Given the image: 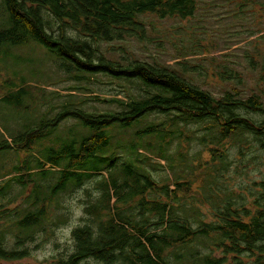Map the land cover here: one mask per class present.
I'll list each match as a JSON object with an SVG mask.
<instances>
[{
  "label": "trees",
  "instance_id": "obj_1",
  "mask_svg": "<svg viewBox=\"0 0 264 264\" xmlns=\"http://www.w3.org/2000/svg\"><path fill=\"white\" fill-rule=\"evenodd\" d=\"M198 1L0 0V12L4 14L0 45L34 40L53 53L59 60V67L76 80L102 74L123 81L125 98L115 96L105 100L115 103L118 109L97 113L66 109V114L79 119L89 130L82 131L75 151L71 145L64 146L62 163L54 156L38 161L37 169L44 175L58 172V184L51 189V195L66 189L68 180L72 187H79L111 164L105 163L102 151L108 143L107 126L112 123L128 126L149 114H166L167 118L138 127L135 131L138 137L157 133L167 124L205 123L208 139L217 145L230 136L250 134L252 140L264 148V105L256 94L240 96L237 85L242 82L241 71L220 65L219 78L232 83L221 94L214 95L191 79L197 64L179 58L185 55L183 52L176 57L181 60L171 66L137 58L122 63L100 48V43L126 38L143 43L149 39L153 26L141 17L184 20L194 15ZM190 54L196 52L191 50ZM248 66L251 70L255 68L251 58ZM260 72L263 73L259 79L264 81V57ZM252 113H259L261 119L253 120ZM42 135V129L32 128L10 141L4 140L1 145L31 149L33 140ZM206 138L201 136L199 140L202 143ZM137 149L141 148L130 146L128 158L135 152L140 153ZM216 156L223 159L219 152ZM149 157L146 155L142 160L144 167L138 175L142 180L129 176L131 180L125 177L117 182L106 175L98 187L94 184L95 195L97 191L99 194L97 197L85 195V217L83 223L70 231L72 245L53 256L48 264H78L87 258L97 264H264V182L260 185L258 199L253 202L254 207L226 196L211 212L212 220L205 221L196 209H184L180 202L183 198L177 194L186 190L181 188L182 182L177 179L169 182L166 178L158 184L152 178L144 165ZM46 165L50 167L47 171ZM124 170L128 174L132 172L130 160ZM30 172L31 168L22 174L16 172L8 181L22 186V175ZM8 194L9 187L0 192L3 201L0 207L10 201ZM25 202L26 210H22L24 213L17 219L22 233L17 232L10 243L4 230H0V259L16 260L26 256L25 241L33 237L29 228L32 227V231L42 229L47 209L42 203L37 205L38 199L28 202L25 197ZM115 203H122V206L116 208ZM12 211L13 208H0V221L12 218ZM14 213L18 214V210Z\"/></svg>",
  "mask_w": 264,
  "mask_h": 264
},
{
  "label": "rangeland",
  "instance_id": "obj_2",
  "mask_svg": "<svg viewBox=\"0 0 264 264\" xmlns=\"http://www.w3.org/2000/svg\"><path fill=\"white\" fill-rule=\"evenodd\" d=\"M141 19L153 26L148 40L141 43L126 38L100 43L104 53L122 63L137 58L171 66L186 58L190 64H197L191 79L214 95L221 94L232 83L218 76L217 70L224 64L242 72V82L237 85L240 96L256 94L264 105V81L259 79L263 73L260 66L264 57V0H199L194 15L184 20H157L151 15ZM3 25L4 14L0 12V27ZM191 50L196 54H190ZM181 52L185 55L176 58ZM250 58L255 63L252 70L248 69ZM122 84V80L102 74L76 80L59 67L53 53L34 40L0 45V192L9 187L10 200L0 208L18 210V214L12 211V218L0 221V230H4L10 243L17 232L22 233L17 219L24 213L22 210H26L25 197L28 202L38 199L37 205L42 203L47 209L42 229L32 231L30 227L28 230L33 233V237L25 241L28 254L16 260L0 259V264H48L53 256L72 245L70 231L83 223L85 217V195L97 197L99 194L97 191L95 195L94 184L98 187L106 175L117 182L125 177L131 180L129 176L142 180L138 175L146 155L150 157L144 165L152 178L158 184L166 178L169 182L170 179L182 182L181 188L186 190L177 194L183 198L180 202L184 209H196L205 221L212 220L211 212L226 196L254 207L253 202L258 199L260 185L264 182V148H260L250 134L230 136L217 145L208 139L205 123L167 124L157 133L142 137L135 134L138 127L148 122L166 120V114H149L128 126L117 123L107 126L108 143L102 151L105 163L111 164L79 187H72L68 180L66 189L51 195V189L58 184V172L44 175L37 169L38 161L54 156L62 163L64 146L71 145L75 151L82 131L89 130L79 119L66 114V109L78 108L91 113L118 109L115 103L105 100L115 96L124 99ZM251 117L261 119L259 113H252ZM32 128L42 129L43 135L33 140L31 149L1 145L4 140L10 141ZM201 136L207 137L205 142H200ZM130 146L141 148L137 149L140 153L135 152L128 158ZM218 152L223 155L222 160L216 156ZM129 160L132 172L128 174L124 168ZM30 168V174L20 179L24 180V185L8 181L12 174H22ZM49 168L44 167L45 171ZM0 205H3L1 198ZM114 206L121 207L122 203ZM78 264L97 263L87 258Z\"/></svg>",
  "mask_w": 264,
  "mask_h": 264
}]
</instances>
